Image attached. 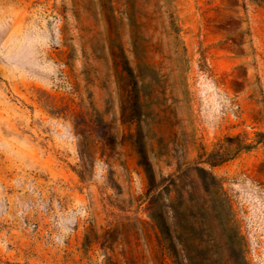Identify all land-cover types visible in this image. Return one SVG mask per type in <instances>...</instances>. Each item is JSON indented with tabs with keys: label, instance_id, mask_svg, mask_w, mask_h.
Wrapping results in <instances>:
<instances>
[{
	"label": "rangeland",
	"instance_id": "rangeland-1",
	"mask_svg": "<svg viewBox=\"0 0 264 264\" xmlns=\"http://www.w3.org/2000/svg\"><path fill=\"white\" fill-rule=\"evenodd\" d=\"M259 133L264 0H0V264H173L148 182L192 264H232L234 230L264 264ZM198 167L228 206L200 190L186 215Z\"/></svg>",
	"mask_w": 264,
	"mask_h": 264
},
{
	"label": "trees",
	"instance_id": "trees-1",
	"mask_svg": "<svg viewBox=\"0 0 264 264\" xmlns=\"http://www.w3.org/2000/svg\"><path fill=\"white\" fill-rule=\"evenodd\" d=\"M168 28L172 32L178 33V25L176 23L175 18L173 17L172 13H168ZM260 139L264 140V133L257 134ZM227 141L232 140H238L237 137H228L226 139ZM251 147L250 144H240L238 146V149H248ZM215 156L211 157H217L218 156V149L214 151ZM227 156H221L220 159L213 161L209 158H205L207 164L209 166L216 165L220 161H223ZM146 171V170H145ZM199 171V172H198ZM198 171L195 176V180H191L187 183H180L177 182L174 184V190L177 194L178 203L176 204L175 210L181 211L182 213H186L188 215L189 213L186 212V205H184V194L194 195L199 194L200 190L205 192L207 196L211 198V200H218L222 205L228 206L226 202V196L222 190V186L217 182L214 176H212L211 173L207 171V169L203 167H198ZM147 179L150 180L148 171L146 172ZM175 178V177H174ZM173 178V179H174ZM180 180L182 178L178 177ZM194 181H198L199 185L194 184ZM182 182V181H181ZM163 193H166V191L162 192L159 190V187L151 186V183L148 182V187L146 190V197L149 198L147 201L148 204V216L152 220L154 226L157 229V234L155 235V241L156 245L159 248V250H165L168 255L170 256L173 264H192L191 258L188 256L186 252H189V248L187 241L192 245V237L188 234L189 237L184 236V234L176 228L175 222H168V220L172 219V215L168 214L169 209L172 208V206H168V204H163L159 202L161 196ZM168 198L167 196H164V199ZM205 203L203 204V207H206ZM215 211L218 209V206H215ZM185 217V215H184ZM186 221H189L188 218H186ZM231 225V223L229 224ZM191 226V225H190ZM189 226V227H190ZM108 231H105L103 235L108 234ZM189 233V232H188ZM228 241L231 244H238L240 250H238V256L237 254L232 256L233 263L232 264H249L243 254V239L241 235L238 233V231L234 230L232 231L231 235H228ZM111 243V239L110 242ZM108 243V244H109ZM103 245L104 248L109 249L112 251L111 246ZM190 245V246H191ZM187 248V249H186ZM240 251V256H239ZM107 259H110V255L107 257Z\"/></svg>",
	"mask_w": 264,
	"mask_h": 264
}]
</instances>
